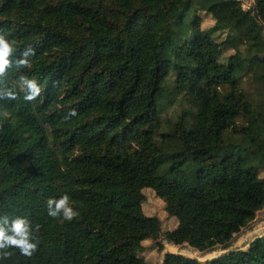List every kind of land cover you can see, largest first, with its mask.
Wrapping results in <instances>:
<instances>
[{
  "label": "trees",
  "instance_id": "16d2710c",
  "mask_svg": "<svg viewBox=\"0 0 264 264\" xmlns=\"http://www.w3.org/2000/svg\"><path fill=\"white\" fill-rule=\"evenodd\" d=\"M0 33L13 61L36 50L7 71L18 98L0 100V218H27L40 241L0 264H150L140 254L162 223L145 189L178 220L165 238L201 252L264 209V0H0ZM21 74L41 87L34 101ZM65 193L70 222L47 214ZM164 264H264V236Z\"/></svg>",
  "mask_w": 264,
  "mask_h": 264
},
{
  "label": "clouds",
  "instance_id": "9594fccd",
  "mask_svg": "<svg viewBox=\"0 0 264 264\" xmlns=\"http://www.w3.org/2000/svg\"><path fill=\"white\" fill-rule=\"evenodd\" d=\"M15 52V41L9 40L4 34L0 33V100H16L18 93L15 90L16 85L8 86L5 77L9 68L15 66L17 69L32 67L30 57L35 56V48L28 46L21 53L20 58L13 61L12 57ZM18 86L23 91L25 101H34L41 94V87L35 78L21 74L18 79ZM0 115L7 116L6 111ZM69 116H75L73 110ZM67 118V117H66ZM47 214L52 218H60L64 221H72L79 215L70 204V196L65 193L57 198H49L47 200ZM39 231L37 225L35 232ZM40 241L34 235L31 222L25 217H16L9 220L7 216L0 218V259L11 257L10 248L19 249L21 255L31 258L38 250Z\"/></svg>",
  "mask_w": 264,
  "mask_h": 264
},
{
  "label": "rangeland",
  "instance_id": "374dc122",
  "mask_svg": "<svg viewBox=\"0 0 264 264\" xmlns=\"http://www.w3.org/2000/svg\"><path fill=\"white\" fill-rule=\"evenodd\" d=\"M214 25V21L210 16L205 18L203 28L209 29ZM226 34L222 35V39L225 38ZM235 52L229 50L222 55V60L226 61L228 57ZM255 161H259L260 157L255 155L253 157ZM261 176L264 177V171H262ZM144 194L146 196V202L144 203V210L149 216H156L162 223V234L157 240H149L144 243L145 250L140 256H143L150 264H164V258L167 253H171L169 247L175 245L172 242H169L164 233L168 231H173L178 226V220L175 217H172L166 211V204L162 199L157 197L155 192L152 189H145ZM264 236V209L258 212L254 221L249 223L244 227L241 232L236 234L234 238L226 246H217L214 249H211L206 252L197 251L192 248L189 244L178 245V252L174 254H182L188 257L196 258L200 261L210 260L216 257H219L222 254H225L229 250L237 249H247L251 242L255 239ZM171 244V245H170ZM160 247L163 248V251H160ZM225 248H227L225 250ZM191 254V255H190ZM202 256H201V255ZM215 254L213 258H207L208 255ZM217 255V256H216ZM206 256V257H205Z\"/></svg>",
  "mask_w": 264,
  "mask_h": 264
},
{
  "label": "built area",
  "instance_id": "2783aa9c",
  "mask_svg": "<svg viewBox=\"0 0 264 264\" xmlns=\"http://www.w3.org/2000/svg\"><path fill=\"white\" fill-rule=\"evenodd\" d=\"M244 11L251 10L256 5V0H239Z\"/></svg>",
  "mask_w": 264,
  "mask_h": 264
},
{
  "label": "bare ground",
  "instance_id": "6f19581e",
  "mask_svg": "<svg viewBox=\"0 0 264 264\" xmlns=\"http://www.w3.org/2000/svg\"><path fill=\"white\" fill-rule=\"evenodd\" d=\"M170 245H171V244H170ZM178 249H179L178 246L173 245V244H172V246L169 247V250H170L171 253H176V252H178ZM190 255H191V254H190ZM200 255H201V254H200ZM188 256H189V255H188ZM201 256H202V255H201ZM214 256H215V254H211V255H208L207 258H213ZM216 256H217V255H216ZM205 257H206V256H205ZM191 258H192V257H191Z\"/></svg>",
  "mask_w": 264,
  "mask_h": 264
}]
</instances>
